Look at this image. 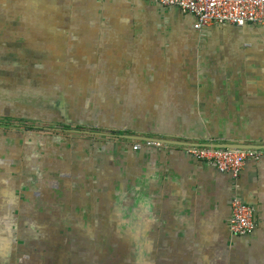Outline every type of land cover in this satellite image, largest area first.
I'll return each mask as SVG.
<instances>
[{"label":"crops","instance_id":"crops-1","mask_svg":"<svg viewBox=\"0 0 264 264\" xmlns=\"http://www.w3.org/2000/svg\"><path fill=\"white\" fill-rule=\"evenodd\" d=\"M195 21L153 0H0V264H264V150L234 178L127 138L264 144V26ZM233 195L249 234L229 231Z\"/></svg>","mask_w":264,"mask_h":264},{"label":"built area","instance_id":"built-area-1","mask_svg":"<svg viewBox=\"0 0 264 264\" xmlns=\"http://www.w3.org/2000/svg\"><path fill=\"white\" fill-rule=\"evenodd\" d=\"M163 6H176L183 13L196 18L195 27L200 29L210 24H233L241 26L254 23L264 26V0H153ZM145 141V140H143ZM148 144L160 142L145 141ZM140 143L133 145L134 149ZM185 150L196 160H205L220 172L236 178L247 159L258 160L263 152L257 148H236L208 145H184ZM229 231L232 234H249L255 226L254 208L237 195L230 199Z\"/></svg>","mask_w":264,"mask_h":264},{"label":"water","instance_id":"water-1","mask_svg":"<svg viewBox=\"0 0 264 264\" xmlns=\"http://www.w3.org/2000/svg\"><path fill=\"white\" fill-rule=\"evenodd\" d=\"M88 132V131H86ZM131 137V138H130ZM127 138L132 140H145V141H152V142H160V143H170V144H177V145H208V146H222V147H236V148H257L264 150V144H253V143H245V142H235V141H221L218 142H210V143H199V142H188V141H181V140H172V139H161L151 136H140V135H128Z\"/></svg>","mask_w":264,"mask_h":264},{"label":"rangeland","instance_id":"rangeland-1","mask_svg":"<svg viewBox=\"0 0 264 264\" xmlns=\"http://www.w3.org/2000/svg\"><path fill=\"white\" fill-rule=\"evenodd\" d=\"M28 57H29V56H28ZM18 58H19V56H18ZM22 58H24L23 55H22ZM14 59H16V58H14ZM19 59H20V58H19ZM12 69H13V70H16V69L13 68V67H12ZM22 70H23V68H22ZM90 94H91V96H92V100H93V99H94V97H93V93H90ZM77 108L80 109L81 112H82V110H83V111L85 110V108H84L83 106H81V107H77ZM80 111H78V112H80ZM89 111H90V110L88 109L87 112H89ZM39 114H41V113L39 112ZM11 115H12V114H11ZM29 116H30V114H29ZM0 117L3 118L5 122H7V121L9 122V121L11 120V118H12V116H9V115H6V114H5V115H4V114L1 115ZM16 117H18V116H16ZM30 117H32V114H31ZM30 117H28V118L30 119ZM35 118H36V117H35ZM37 118L39 119V118H40V115L37 116ZM29 119H28V121H30ZM31 119H32V118H31ZM81 119H84V121L89 122L90 119H91V117H90V118H87L88 120H86V119L82 116ZM91 123H93V119L91 120ZM75 125H77L78 127H81L82 124H81V122H79L78 124H75ZM85 125H86V124H85ZM90 125H92V124H90ZM86 127H89V124H87ZM39 233H42V232L39 231Z\"/></svg>","mask_w":264,"mask_h":264},{"label":"flooded vegetation","instance_id":"flooded-vegetation-1","mask_svg":"<svg viewBox=\"0 0 264 264\" xmlns=\"http://www.w3.org/2000/svg\"><path fill=\"white\" fill-rule=\"evenodd\" d=\"M88 132H92V131H88ZM108 132H109V131H107V134H109Z\"/></svg>","mask_w":264,"mask_h":264}]
</instances>
